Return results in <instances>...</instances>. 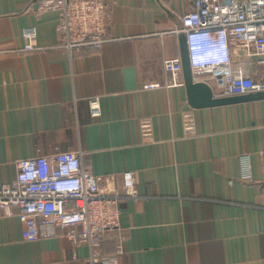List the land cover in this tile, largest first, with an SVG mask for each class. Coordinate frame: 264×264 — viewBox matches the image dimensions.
Returning a JSON list of instances; mask_svg holds the SVG:
<instances>
[{"label":"crops","instance_id":"1","mask_svg":"<svg viewBox=\"0 0 264 264\" xmlns=\"http://www.w3.org/2000/svg\"><path fill=\"white\" fill-rule=\"evenodd\" d=\"M40 1L0 0V187L15 182L20 160L81 150L87 170L121 189L123 173H135L139 198L122 200L120 229L102 245L115 255L121 244L118 264H264V100L193 108L184 75L170 86L164 70L182 59L193 0H107L110 40L72 56L58 48V14L36 15ZM31 27L40 50L23 52ZM144 120L154 143L144 142ZM18 213L0 207V264H89V248L62 230L24 240Z\"/></svg>","mask_w":264,"mask_h":264},{"label":"built area","instance_id":"2","mask_svg":"<svg viewBox=\"0 0 264 264\" xmlns=\"http://www.w3.org/2000/svg\"><path fill=\"white\" fill-rule=\"evenodd\" d=\"M58 14V48L71 56L89 49L99 51L109 40L114 22V3L107 0H42L37 16ZM179 30L186 38L194 82L208 84L215 98L264 92V0H193L192 9L182 17ZM23 52L40 50L35 45L36 28L23 34ZM257 65L253 72L250 67ZM261 68V69H258ZM170 86H183L181 58L164 61ZM158 85H146V89ZM92 114L100 115L97 101ZM186 136L196 132L192 111L183 114ZM146 143H154L150 120L141 124ZM84 153L57 151L38 154L17 162L12 185L0 187V207L11 215L18 208L23 239H50L59 230L75 247L89 248V264H118L121 244L115 255H105L102 245L108 231L120 229V204L125 198H139L134 172L123 173V188L114 176H98L84 167ZM242 179L251 181L249 155L242 158Z\"/></svg>","mask_w":264,"mask_h":264},{"label":"water","instance_id":"3","mask_svg":"<svg viewBox=\"0 0 264 264\" xmlns=\"http://www.w3.org/2000/svg\"><path fill=\"white\" fill-rule=\"evenodd\" d=\"M182 64L188 101L193 108H210L252 100H264V92L228 98H215L212 88L203 82H194L190 67L186 38L182 51Z\"/></svg>","mask_w":264,"mask_h":264}]
</instances>
